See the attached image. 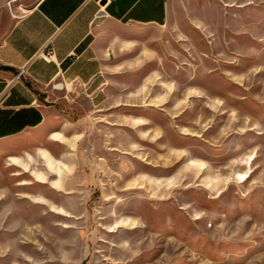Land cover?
Wrapping results in <instances>:
<instances>
[{"label": "rangeland", "instance_id": "obj_1", "mask_svg": "<svg viewBox=\"0 0 264 264\" xmlns=\"http://www.w3.org/2000/svg\"><path fill=\"white\" fill-rule=\"evenodd\" d=\"M99 33L103 106L52 85L61 123L0 142V228L23 225L0 235L11 261L33 264L38 198L77 216L82 264H264V0H170L164 26Z\"/></svg>", "mask_w": 264, "mask_h": 264}, {"label": "crops", "instance_id": "obj_2", "mask_svg": "<svg viewBox=\"0 0 264 264\" xmlns=\"http://www.w3.org/2000/svg\"><path fill=\"white\" fill-rule=\"evenodd\" d=\"M25 1L0 0V142L28 137L61 123L65 114L58 105L62 100L50 89L55 82H64L63 88L75 84L97 109L103 106L107 96L105 70L112 53L101 41L104 36L99 27L104 22L150 27L164 26L169 19L170 0H38L23 9ZM51 38L56 60L48 62L40 51ZM61 185L65 186L63 181ZM35 202L48 210L34 216L35 243L38 236L39 243L34 245L33 264H82L90 253L88 240L81 233L75 242L73 234H67L71 231L67 221L77 216L62 205L56 206L71 217L55 213L51 202L38 198ZM48 221L54 224L48 226ZM20 222L12 227L3 225L0 235L20 231ZM117 223L108 232L120 231L123 224ZM138 229L131 227L129 233ZM5 247L0 243V264L31 262L22 254L17 262L11 261ZM114 250H119L116 244ZM136 262L130 258L125 264ZM113 264H122L121 258L114 255Z\"/></svg>", "mask_w": 264, "mask_h": 264}, {"label": "built area", "instance_id": "obj_3", "mask_svg": "<svg viewBox=\"0 0 264 264\" xmlns=\"http://www.w3.org/2000/svg\"><path fill=\"white\" fill-rule=\"evenodd\" d=\"M52 38L50 40H48V42L45 44V46L43 47V49L40 51V56L45 60V61H48V62H51V61H55L56 60V52H55V48L53 46V43H52ZM23 71H21L22 73ZM56 85H65L64 82H55L53 84V87L56 88ZM59 89V88H57Z\"/></svg>", "mask_w": 264, "mask_h": 264}, {"label": "bare ground", "instance_id": "obj_4", "mask_svg": "<svg viewBox=\"0 0 264 264\" xmlns=\"http://www.w3.org/2000/svg\"><path fill=\"white\" fill-rule=\"evenodd\" d=\"M63 87H64V85L63 86L62 85H56V88H59V89H61Z\"/></svg>", "mask_w": 264, "mask_h": 264}, {"label": "snow or ice", "instance_id": "obj_5", "mask_svg": "<svg viewBox=\"0 0 264 264\" xmlns=\"http://www.w3.org/2000/svg\"><path fill=\"white\" fill-rule=\"evenodd\" d=\"M241 179H243V177H241Z\"/></svg>", "mask_w": 264, "mask_h": 264}]
</instances>
